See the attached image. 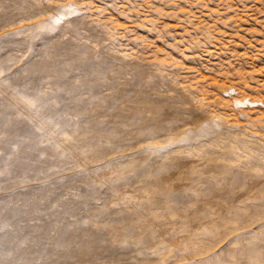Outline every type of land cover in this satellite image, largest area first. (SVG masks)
Returning a JSON list of instances; mask_svg holds the SVG:
<instances>
[{
    "label": "rangeland",
    "instance_id": "374dc122",
    "mask_svg": "<svg viewBox=\"0 0 264 264\" xmlns=\"http://www.w3.org/2000/svg\"><path fill=\"white\" fill-rule=\"evenodd\" d=\"M50 1L0 0V79L5 82L0 85V264H108L118 259L146 264L148 258L167 264L174 260L166 249L170 237L185 236L187 230L160 234L161 227H155L164 219L166 198L158 190L140 196L118 193L108 176L86 174L88 162L65 144L88 140L84 154L107 153L113 138L126 129L134 136L146 130L154 134L158 118L175 123L165 108L171 113L179 107L196 115L195 120L186 130L162 129L154 138L149 134L125 141L124 147L134 145L145 153L118 167L117 183L138 173L147 179L172 176L169 171L177 174V166L189 160L200 171L209 155L231 159L234 152L260 151L262 142L249 138L256 132L264 137V0H57L80 9L64 16L77 23L67 30L62 23H35L39 12L50 14ZM38 4L43 8L35 11ZM92 21L96 28L85 26ZM105 29L132 67L122 92L94 86V80L105 79L119 66L113 58L104 63L91 58V46L106 49ZM79 38L90 46L80 45ZM45 62L48 71L36 66ZM232 124L239 127L224 132ZM169 151L174 158L162 157ZM176 155L182 159L179 165ZM151 160L158 166L145 171ZM188 164L180 170L189 174ZM183 171L178 174L187 173ZM213 172H203V179L189 174L190 182L186 177L181 183L191 187L194 180L193 185L207 187L212 176L226 178L225 170ZM183 175H175L176 181ZM174 180L168 183L171 188ZM186 182L184 189L189 188ZM224 195L231 200L230 193ZM141 196L147 203L160 197L152 207L157 216L150 221L135 214ZM179 198L171 199L183 209L196 203ZM244 204H235L229 213L234 216L244 207L256 214L249 219L260 215L251 202ZM189 234L184 241H191ZM85 244L95 253L88 260Z\"/></svg>",
    "mask_w": 264,
    "mask_h": 264
},
{
    "label": "bare ground",
    "instance_id": "6f19581e",
    "mask_svg": "<svg viewBox=\"0 0 264 264\" xmlns=\"http://www.w3.org/2000/svg\"><path fill=\"white\" fill-rule=\"evenodd\" d=\"M43 8V6H39V4L35 7V11H39ZM47 9H50V14L43 15V13L46 12V9L39 12L37 17H40L41 19L38 20L36 19L35 23L37 25L46 26V24L51 25H56L59 23H62V30H67L69 28L75 27L77 23H72L70 22L67 18H64L65 15L70 14L72 12H79L80 9L78 7H73V4L68 2L65 4L59 3L57 0L53 1L51 0L50 3L48 4ZM58 11V12H54ZM2 15H0V20L2 19ZM95 22L92 21L89 24H85V26L94 29L96 28L97 25H94ZM105 32V38L106 40H109L107 44H104L103 48H98L97 45L91 46L90 51H91V58H94L95 60L99 62H106L109 58L115 59L119 62L118 69L115 70L114 72L110 73L109 76H107L105 79H97L94 80V86L96 87H102L103 89H114L118 92H122L123 90L121 89L122 86L127 85L129 82V76L131 74V69L132 67L124 62L126 59V53H121L118 52L114 49V47L111 45L110 41L113 40L114 35L111 34L110 31L107 29L104 30ZM80 45H87L90 46V42L86 41L82 38H79L77 41ZM35 58L29 59L25 61L26 65H29L31 61H33ZM94 60V61H95ZM36 61L35 63H37ZM28 63V64H27ZM34 63V64H35ZM93 63V62H91ZM49 62H45L43 64H36V66L42 67L44 70L48 71V68L46 65H48ZM97 70V68H96ZM4 79H0V85H4ZM236 103H250L248 100L244 102L243 100H236ZM165 113L167 118H169L171 121L172 120H177L175 123L170 124V122L163 121V119L158 118L155 121V127H154V134H150V131H140L135 133V136L129 133L127 129L125 130L126 132L117 138H113V142H111L110 146L108 147V152L107 153H101V152H89V154H84L83 150L84 147L88 144V140H82L76 141V140H68L67 144H65V149L68 150L69 152L73 153L74 155H77L84 160L88 162V166H86V174H88L90 177H95V176H108L110 179V184L112 189L117 190L118 193H126V192H133L136 193L138 196L143 195L145 193H149L151 191L155 192L157 191L161 197L166 198V200L162 203H164L165 207L164 209V219L158 223H154L155 227H158V229L161 227V231L159 233H163L166 229L167 230H177V228L180 229V231H186L185 234H179L178 236L172 235L170 246H166V249L172 250V253H168L169 255L173 256L174 260H171L169 263L165 262L167 264H264V146L261 148L256 146L257 148H260V151L256 150H247L244 153H232L231 159H235V162H232V160L229 158H220L209 155L206 157L204 160L206 163L205 169L203 170H196L194 168L195 165L192 164V162L186 161V164H180L179 163V156L176 158L178 159V164L180 166L176 165V162L173 163L174 167L177 169H182L184 166L187 167V164L189 165L188 167L192 170L189 172V174H193L194 178H199L203 176V172H221L222 174L224 173L223 171L225 170L226 178H219L218 176L213 178V181L206 187L204 184L200 185L193 184L190 187L189 182V177H188V172L185 173L183 170V173L187 174L185 175L184 179L181 177L180 182L176 181L179 178H176L175 175L180 177V175L183 174H178L180 172L179 170H176L177 174L174 173L175 169H172V164H171V173L170 169L168 168L166 171H169V174H158V178L155 177H150V178H145L140 175V173L135 174L133 177L127 176L124 177L119 183H117L119 179V173H116L117 170H120V168L127 160L128 158H131L133 156H140L139 158H143L142 152L145 153L144 150L141 148H135L133 149L134 145L132 146H126L124 147V142L128 141L130 139L134 138H139V137H144V136H151V137H156L160 131L163 130H169V132H175L179 130L180 128H183L186 124L192 123L195 120L196 115H187L184 111L182 113V110L180 111L179 107H175V109L170 113V110L168 108H165ZM50 121L53 120V116L50 114L49 116ZM41 122V121H39ZM98 127L100 133H105L103 130L105 129L104 125H101L100 123ZM239 125V124H238ZM236 124L232 125H226L224 132L227 134H232L229 132V128L233 127H239ZM241 125V124H240ZM241 127V126H240ZM228 128V129H227ZM163 129V130H162ZM184 129V128H183ZM182 129V130H183ZM186 130V128L184 129ZM131 131V130H130ZM136 131V130H135ZM168 132V133H169ZM165 133V132H164ZM48 136L50 138H54L55 135L48 131ZM170 134V133H169ZM258 132L251 133L249 139H254L257 138L259 141L262 142V145H264V137H260L257 135ZM262 135V134H261ZM264 136V135H263ZM247 138V137H245ZM256 139V140H257ZM257 140V141H258ZM260 142V143H261ZM255 147V148H256ZM182 148L178 146V149ZM212 149V147H210ZM254 148V147H253ZM256 148V149H257ZM133 149V150H132ZM177 150V148L175 147ZM174 150V149H172ZM181 150V149H180ZM171 151V150H170ZM167 152L166 157L169 156V159L174 158L172 157L171 152ZM178 151V150H177ZM176 153H180L177 152ZM256 151V152H255ZM175 150H174V154ZM182 153V151H181ZM165 152L163 153V155ZM161 156V155H160ZM245 156V159L242 160V157ZM102 157V158H101ZM171 157V158H170ZM216 157V158H215ZM176 159V160H177ZM203 159V158H202ZM175 160V161H176ZM154 161V160H153ZM182 161V159L180 160ZM192 161V160H191ZM151 162H147V165L145 166V171L148 170H153L155 169V166H158L154 164L152 165ZM168 163V161H167ZM217 163V164H213ZM170 166V161L168 163ZM154 166V167H153ZM168 166V167H169ZM177 166V167H176ZM191 166V167H190ZM182 167V168H180ZM188 168V170H189ZM187 170V169H186ZM143 172V171H142ZM166 172V173H167ZM182 173V172H180ZM183 175V176H184ZM191 176V175H190ZM191 176V178H193ZM188 177V184L186 181V185L189 186V188H183L184 182L181 183L183 180H186ZM211 177V176H210ZM210 177L208 178L209 180ZM176 178V179H175ZM186 178V179H185ZM204 176L200 179H203ZM223 178V179H222ZM175 179V180H174ZM208 180L207 178H205ZM172 180H174V183L172 182L173 185H171L173 188L170 187L168 183H170ZM176 181V182H175ZM197 182V180L195 179ZM195 182V183H196ZM207 182V181H206ZM210 182V181H208ZM166 184V185H164ZM218 184H221L219 187ZM125 185V187H123ZM169 185V187H168ZM229 186L228 190H226V186ZM225 186V187H224ZM163 187H165L163 189ZM219 187V188H218ZM228 187V186H227ZM235 187V188H233ZM233 188V189H231ZM225 190V192H221V190ZM227 191V192H226ZM229 191V192H228ZM225 193H230L227 197H232L231 200H227ZM178 197H182V199H190L191 201H194L195 205L190 208V206L186 208H180L178 207L175 202L171 199H175L176 201L178 200ZM179 198V199H180ZM160 197L154 198L151 203H147L146 200H142L141 198L136 199V203H140L141 207L139 210L136 211L135 214H139L138 216L142 217L145 216L149 221L151 219H154L157 215L155 212L152 211V207H154L156 204L155 202L158 201ZM223 200V201H222ZM224 201H226L224 203ZM230 202L229 207L227 206ZM251 202L253 207H256L255 210L258 214V216H254L252 218L253 221H249V210L250 207H247L248 211H245L246 205L244 204L245 202ZM244 204L245 209L243 207V211H238L233 214V207H235V204ZM227 204V205H225ZM207 206L212 207L211 209H207ZM241 206V205H240ZM263 208H262V207ZM237 207V206H236ZM237 209V208H235ZM241 209V207L239 208ZM252 209V208H251ZM231 212V213H229ZM200 213V215L198 214ZM219 213L221 217H216L215 214ZM255 212H252V214ZM230 214L232 216H230ZM250 214V216L252 215ZM256 215V214H253ZM199 216V217H198ZM248 218H247V217ZM233 217V218H232ZM260 217V218H258ZM240 218V219H236ZM183 229V230H181ZM156 230V229H155ZM160 230V229H159ZM190 231L191 235L189 234ZM176 231H173V233ZM158 233V230H157ZM158 233V234H159ZM187 234H189V237L191 241L189 242L183 240V237L187 238ZM60 242H62V238H59ZM194 244L193 248L191 245ZM164 247V246H163ZM125 248V247H124ZM82 251L87 254V257L85 260H88L89 258L91 259L94 254H91V251L89 249V246L85 244L82 247ZM130 248H128L129 250ZM31 251V250H30ZM28 253H32L31 252ZM49 251V250H48ZM30 254H27L28 256ZM108 264H139L138 261H134L133 263L130 262H124L121 259L118 260H113ZM146 264H159L157 261H154L152 258L147 259Z\"/></svg>",
    "mask_w": 264,
    "mask_h": 264
}]
</instances>
